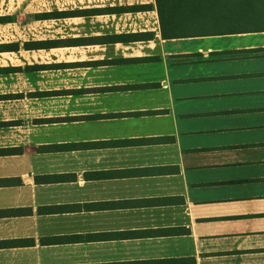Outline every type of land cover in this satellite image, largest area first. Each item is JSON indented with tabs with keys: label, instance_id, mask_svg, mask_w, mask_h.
Here are the masks:
<instances>
[{
	"label": "crops",
	"instance_id": "0c3cea01",
	"mask_svg": "<svg viewBox=\"0 0 264 264\" xmlns=\"http://www.w3.org/2000/svg\"><path fill=\"white\" fill-rule=\"evenodd\" d=\"M0 264H264V31L0 0Z\"/></svg>",
	"mask_w": 264,
	"mask_h": 264
},
{
	"label": "trees",
	"instance_id": "16d2710c",
	"mask_svg": "<svg viewBox=\"0 0 264 264\" xmlns=\"http://www.w3.org/2000/svg\"><path fill=\"white\" fill-rule=\"evenodd\" d=\"M155 7L164 40L264 31V0H155ZM150 8L122 7L117 12H140ZM48 46L26 44L28 48Z\"/></svg>",
	"mask_w": 264,
	"mask_h": 264
},
{
	"label": "rangeland",
	"instance_id": "374dc122",
	"mask_svg": "<svg viewBox=\"0 0 264 264\" xmlns=\"http://www.w3.org/2000/svg\"><path fill=\"white\" fill-rule=\"evenodd\" d=\"M263 26H264V25H263ZM210 43L214 44V41L212 40V41H210Z\"/></svg>",
	"mask_w": 264,
	"mask_h": 264
}]
</instances>
